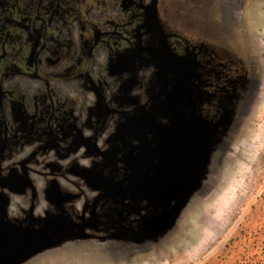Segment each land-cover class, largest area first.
<instances>
[{"label": "flooded vegetation", "instance_id": "flooded-vegetation-1", "mask_svg": "<svg viewBox=\"0 0 264 264\" xmlns=\"http://www.w3.org/2000/svg\"><path fill=\"white\" fill-rule=\"evenodd\" d=\"M231 1L0 0V220L29 229L92 213L103 221V203L116 204L86 180L117 181L126 155L146 159L151 124L166 123L152 107L184 64L206 96L201 116L216 118L248 81L198 32H211ZM193 7L210 24L187 28ZM14 198L25 206L10 215Z\"/></svg>", "mask_w": 264, "mask_h": 264}, {"label": "rangeland", "instance_id": "rangeland-1", "mask_svg": "<svg viewBox=\"0 0 264 264\" xmlns=\"http://www.w3.org/2000/svg\"><path fill=\"white\" fill-rule=\"evenodd\" d=\"M224 5L225 16L220 18L215 12L211 32L198 34L210 39L219 55L233 59L246 82L249 78H260L262 82L248 95L242 83L236 84L225 97L219 115L213 119L205 118L215 122L221 119L218 129L223 130V141L212 152L205 179L182 208L175 225L141 240L67 242L23 264H256L264 259V66L260 54L264 0H236ZM185 11H189L184 19L187 28H194L198 22L201 28L207 25L200 8ZM254 56L259 57L262 72L253 61ZM251 61L253 66L249 64ZM191 76L189 68H183L181 75L178 68L177 73L175 69L171 88L152 108L161 110L164 117L167 103L183 97L180 84L183 78L194 92L193 96H186L197 100L192 109L197 111L195 114H200L199 105L206 96L192 87ZM155 117L152 115L151 120ZM185 122L189 124L190 118L187 117ZM153 127L152 123L151 130L156 133V127ZM158 135L163 137V134ZM144 148L141 151H145ZM125 158L129 164L125 163L117 181L128 175L145 176L155 179L151 189L157 190L162 184L157 167L144 163L132 170L134 160ZM145 160H150V156ZM114 191L117 193V188ZM121 194L126 203L131 202L129 197H136L125 190ZM103 204L108 207L100 215L101 223L120 224L118 210L121 205Z\"/></svg>", "mask_w": 264, "mask_h": 264}, {"label": "water", "instance_id": "water-1", "mask_svg": "<svg viewBox=\"0 0 264 264\" xmlns=\"http://www.w3.org/2000/svg\"><path fill=\"white\" fill-rule=\"evenodd\" d=\"M253 58L257 65L260 64L258 56ZM253 61L251 63L254 64ZM258 68L263 71L260 65ZM260 82V78H249L246 94L252 88L256 90ZM187 83L182 78V99L167 103L164 115L166 124H157L153 146L144 148L146 158L150 156V160L136 161L132 165L134 169L144 163L156 166L162 178V184L158 185L157 190L151 189L155 179L145 176L137 178L128 175L118 181L106 177L86 180L92 189L102 191L98 199H112L116 205H121L118 216L122 222L118 225L102 224L96 221L93 213L89 219H83L77 224L63 222L61 225H47L38 229L22 228L0 220V264H23L67 242L91 239L133 241L171 229L184 205L205 179L212 152L223 141V130L218 129L221 119L215 122L195 114L197 111L192 108L197 100H190L186 96L194 94ZM186 116L190 118L189 124L185 122ZM158 134H163V137ZM125 159L123 162L129 164ZM136 173L134 175H139ZM116 188L117 193L114 191ZM124 190L127 193L133 192L136 197H129L131 202L126 203V198L121 194ZM132 216L138 222L136 228L130 225ZM130 232L132 234L129 236Z\"/></svg>", "mask_w": 264, "mask_h": 264}, {"label": "clouds", "instance_id": "clouds-1", "mask_svg": "<svg viewBox=\"0 0 264 264\" xmlns=\"http://www.w3.org/2000/svg\"><path fill=\"white\" fill-rule=\"evenodd\" d=\"M84 134L87 136V135H89L90 133L85 132ZM84 163H87V161H85ZM18 206H19V207H23V206H25V205H23L22 201H20L19 199H15V198H14V201H13V203H12V205L10 206V209H9L10 215H17V214H19V207H18ZM46 207H47V205H44V204H42L40 207H37V208L35 209L36 214L42 216V215L44 214V213H43V209L46 208Z\"/></svg>", "mask_w": 264, "mask_h": 264}, {"label": "built area", "instance_id": "built-area-1", "mask_svg": "<svg viewBox=\"0 0 264 264\" xmlns=\"http://www.w3.org/2000/svg\"><path fill=\"white\" fill-rule=\"evenodd\" d=\"M260 54H261L262 64L264 66V28L260 36Z\"/></svg>", "mask_w": 264, "mask_h": 264}, {"label": "trees", "instance_id": "trees-1", "mask_svg": "<svg viewBox=\"0 0 264 264\" xmlns=\"http://www.w3.org/2000/svg\"><path fill=\"white\" fill-rule=\"evenodd\" d=\"M256 264H264V259L263 260H259L258 262H256Z\"/></svg>", "mask_w": 264, "mask_h": 264}]
</instances>
